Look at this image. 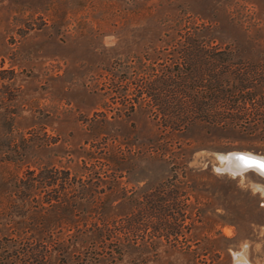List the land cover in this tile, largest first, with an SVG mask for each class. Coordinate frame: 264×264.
Masks as SVG:
<instances>
[{
	"label": "rangeland",
	"instance_id": "374dc122",
	"mask_svg": "<svg viewBox=\"0 0 264 264\" xmlns=\"http://www.w3.org/2000/svg\"><path fill=\"white\" fill-rule=\"evenodd\" d=\"M181 19L210 23L214 42L233 48L232 63L264 73V0H0V239L49 228L33 207L59 185L37 190L26 182L28 168L53 165L101 186L110 179L105 211L131 220L148 211L152 194L175 189V200L143 227L160 234L111 264H264V175L220 168L230 162L222 154L264 156V120L196 125L171 163L149 158L159 130L137 105L145 97L139 89L175 59L171 36ZM104 143L131 155L87 157ZM70 209L50 214L95 211L82 203Z\"/></svg>",
	"mask_w": 264,
	"mask_h": 264
},
{
	"label": "trees",
	"instance_id": "16d2710c",
	"mask_svg": "<svg viewBox=\"0 0 264 264\" xmlns=\"http://www.w3.org/2000/svg\"><path fill=\"white\" fill-rule=\"evenodd\" d=\"M211 29L208 22L181 19L171 36L175 59L168 65L161 63V71L140 85L139 93L145 97L137 105L152 115L159 130L156 148L148 150L149 158L171 163L175 148L183 145L184 133L196 125L206 129L245 128L264 120V98H255L257 94L263 96L256 87L261 86L264 73L244 70L237 62L232 63L233 48L214 42ZM130 108L134 109V103ZM92 145L85 153L89 159L126 161L131 155V149L125 151L107 143ZM27 173L30 177L26 183L37 190L59 185L35 200L33 207V217L45 218L43 224L49 228H21L3 235L0 264H111L130 247H141L160 234L156 226L148 230L143 227L160 216L166 200L176 198L175 189L164 190V195L157 197L152 194L148 197V211L131 220L128 215L117 217L105 211L110 179L101 186L90 177L71 175L69 169L53 165L39 170L28 168ZM78 203L94 207V213L50 214L59 208L71 210ZM52 222L59 223L61 230L55 231ZM63 224L69 227L62 229ZM172 231L177 233V227H172ZM78 241L81 249L70 250Z\"/></svg>",
	"mask_w": 264,
	"mask_h": 264
},
{
	"label": "bare ground",
	"instance_id": "6f19581e",
	"mask_svg": "<svg viewBox=\"0 0 264 264\" xmlns=\"http://www.w3.org/2000/svg\"><path fill=\"white\" fill-rule=\"evenodd\" d=\"M245 152V151H244ZM247 153V152H246ZM242 153V152H231L230 155H226V154H222V156H224V158L226 157H230V162H226L225 166L224 167H228L230 168L231 170H234L232 172L234 173H241V172H244V171H247V170H253V169H257L259 170L263 175H264V169H262L261 167H259V165H251L249 166L248 164L245 163V160L242 159V158H253L257 161H264V156L261 155H253V154H249V153ZM234 155H239L241 157V159H239L238 157H234ZM221 157V156H220ZM226 161V160H225Z\"/></svg>",
	"mask_w": 264,
	"mask_h": 264
},
{
	"label": "snow or ice",
	"instance_id": "6c2138e0",
	"mask_svg": "<svg viewBox=\"0 0 264 264\" xmlns=\"http://www.w3.org/2000/svg\"><path fill=\"white\" fill-rule=\"evenodd\" d=\"M245 160V163L248 164L249 166L251 165H259V167H261L262 169H264V161H257L253 158H242Z\"/></svg>",
	"mask_w": 264,
	"mask_h": 264
},
{
	"label": "water",
	"instance_id": "95a60500",
	"mask_svg": "<svg viewBox=\"0 0 264 264\" xmlns=\"http://www.w3.org/2000/svg\"><path fill=\"white\" fill-rule=\"evenodd\" d=\"M234 157H238L239 159H241L242 155H241V156H239V155H234ZM225 164H226V161L223 160V161H222V165L220 166V168L223 169V170L229 171V172L234 171V170H231L230 168H228L227 166L224 167ZM232 173H234V172H232ZM235 174H236V173H235Z\"/></svg>",
	"mask_w": 264,
	"mask_h": 264
}]
</instances>
